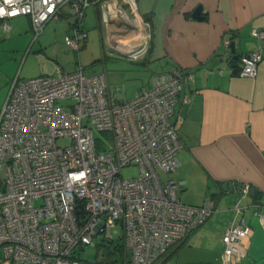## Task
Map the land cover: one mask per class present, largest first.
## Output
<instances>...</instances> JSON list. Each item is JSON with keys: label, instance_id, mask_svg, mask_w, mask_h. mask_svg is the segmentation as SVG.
I'll return each instance as SVG.
<instances>
[{"label": "built area", "instance_id": "2783aa9c", "mask_svg": "<svg viewBox=\"0 0 264 264\" xmlns=\"http://www.w3.org/2000/svg\"><path fill=\"white\" fill-rule=\"evenodd\" d=\"M112 1L128 19H138L136 0ZM97 2L0 0V25L8 31L10 19L27 16L35 41L66 13L73 20L64 44L79 52L86 9ZM251 35L264 39V30ZM262 57L260 50L240 55L239 75L254 77ZM183 83L182 71L174 70L118 101L105 71L86 75L80 67L15 78L0 111V264H92L75 251L94 245L96 235L120 243L123 264H153L200 227L213 212L211 202L183 204V181L160 176L179 166L183 143L172 119ZM96 131L108 137L100 141ZM60 139L70 144L59 146ZM98 145L104 148L97 151ZM127 166H136L138 175L122 178ZM233 209L238 218L222 237L223 253L244 258L252 230L243 218L246 207Z\"/></svg>", "mask_w": 264, "mask_h": 264}, {"label": "crops", "instance_id": "0c3cea01", "mask_svg": "<svg viewBox=\"0 0 264 264\" xmlns=\"http://www.w3.org/2000/svg\"><path fill=\"white\" fill-rule=\"evenodd\" d=\"M111 1L91 4L87 23L104 33L110 53L144 63L150 71L146 84L131 96L124 86L113 88L114 83L107 81L113 97L128 100L153 78L182 71L183 89L172 121L183 149L177 154L178 168L168 177L183 181V204L201 206L208 199L213 208L200 227L153 264H264V220L255 214L264 215V57L254 77H242L238 61L230 65L225 45L226 40L233 42L238 57L255 50L264 56V39L251 35L252 29L264 30V0H136L138 19L122 24L108 16L107 5H101L110 2L117 8ZM197 7L202 9L200 19L192 17ZM69 17L63 13L51 21L58 20V26L60 19ZM7 23L8 31L0 25V111L12 81L27 79L17 67L34 41L25 49L30 39L25 24L33 36L27 16ZM70 24L62 30L64 37ZM53 30L47 35L58 34ZM57 69L64 72L59 65L56 73ZM43 75L47 74L39 76ZM224 183H231V190L224 191ZM239 185H248L249 192L243 193ZM238 203L246 207L243 218L252 236L246 257L226 258L222 237L238 218L233 209Z\"/></svg>", "mask_w": 264, "mask_h": 264}, {"label": "rangeland", "instance_id": "374dc122", "mask_svg": "<svg viewBox=\"0 0 264 264\" xmlns=\"http://www.w3.org/2000/svg\"><path fill=\"white\" fill-rule=\"evenodd\" d=\"M92 8L93 6H89L86 9L83 18V25L85 26L87 37L84 42L85 44L81 46L79 52L67 48L64 44L62 30L68 23L72 22V17L60 19L58 26H56L58 20L51 21L45 28V34L39 36L37 41H33L34 43L32 42L31 47L29 46L31 45L33 36L25 24L23 28L29 33L30 39L25 44V49L29 47L28 53H22L21 57H19L21 59L17 69L20 68L22 70L21 78H34L45 73L50 76L57 75L54 70L55 66L59 65L63 68L62 70L64 72H73L82 67L86 75L100 74L105 71L108 83L113 82V88L124 86L128 96H131L135 88L145 85L150 76V71L145 67V64L130 62L116 52L110 53L104 33H100L94 24L87 23L86 15L93 13ZM54 27L56 28L54 29ZM53 29L58 34L50 33L47 35L46 31ZM39 45H41V51ZM59 104L64 106L66 101H61ZM95 137L103 141L108 137V134L96 131ZM57 143L59 146H68L70 140L60 139ZM103 148V146L98 145L97 151H101ZM138 172L139 170L136 166H127L121 169V176L124 179H129L137 176ZM160 176L162 178H168L169 174L160 173ZM111 236L118 240L120 230L118 228L112 229ZM93 241L94 245L82 247L81 250L76 249L75 251L79 258L92 264L100 261L103 257L100 245L104 243L101 235L94 236ZM2 259L3 252L0 249V261Z\"/></svg>", "mask_w": 264, "mask_h": 264}, {"label": "water", "instance_id": "95a60500", "mask_svg": "<svg viewBox=\"0 0 264 264\" xmlns=\"http://www.w3.org/2000/svg\"><path fill=\"white\" fill-rule=\"evenodd\" d=\"M107 12H108V16L111 17L112 19H114L116 21V23L118 24H122L125 23L128 18L119 10H116L112 7L111 4L107 5ZM192 17L196 18V19H200L202 18V9L201 7H197L193 12H192ZM229 51H230V60L229 63L232 67H234L235 65H237V59L238 56L235 53V48H234V43L231 42L228 46ZM231 183H224L222 188L224 191H229L231 190ZM239 190L242 189V186H238Z\"/></svg>", "mask_w": 264, "mask_h": 264}, {"label": "trees", "instance_id": "16d2710c", "mask_svg": "<svg viewBox=\"0 0 264 264\" xmlns=\"http://www.w3.org/2000/svg\"><path fill=\"white\" fill-rule=\"evenodd\" d=\"M120 243L118 242H104L100 247L102 248L103 257L100 261H96L93 264H123L124 256L120 251ZM167 253L164 255L166 256ZM123 259V260H122ZM125 263H128V259L125 258Z\"/></svg>", "mask_w": 264, "mask_h": 264}]
</instances>
